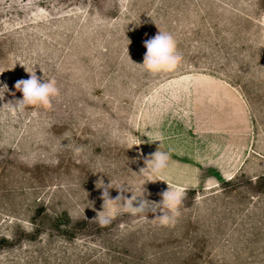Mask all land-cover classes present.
Here are the masks:
<instances>
[{
  "label": "rangeland",
  "instance_id": "1",
  "mask_svg": "<svg viewBox=\"0 0 264 264\" xmlns=\"http://www.w3.org/2000/svg\"><path fill=\"white\" fill-rule=\"evenodd\" d=\"M157 26L182 61L153 74ZM27 71L60 95L12 116ZM4 86L0 264H264V0H0ZM100 180L153 202L180 186L181 214L102 227Z\"/></svg>",
  "mask_w": 264,
  "mask_h": 264
},
{
  "label": "clouds",
  "instance_id": "2",
  "mask_svg": "<svg viewBox=\"0 0 264 264\" xmlns=\"http://www.w3.org/2000/svg\"><path fill=\"white\" fill-rule=\"evenodd\" d=\"M158 27V26H157ZM146 52L143 63L139 64L149 73H161L175 69L182 61V55L178 51L177 40L171 32L158 27L157 34L144 41ZM28 79H20L15 83V89L22 93V99L15 100L16 103L10 109L11 115L22 113L29 107L51 109L52 101L59 97L60 89L55 78L45 79L38 77L35 71H27ZM0 87V88H5ZM162 142V137L158 140ZM159 143V145H160ZM81 149L77 148L79 153ZM171 156L169 152L158 150L144 159V167L140 168L138 175H143L153 180L159 178L169 168ZM159 179H156L157 181ZM97 188L101 189L102 210L97 212L95 220L100 226H107L112 220L123 213L130 215H148L151 212L154 219L162 226L175 224L180 216V207L185 198V190L180 187H172L160 193L159 202L145 199L144 192L136 195L128 186L123 184L114 185L110 180L105 184L103 180L97 182ZM115 189L118 195L110 196V190ZM131 192L130 198L125 193Z\"/></svg>",
  "mask_w": 264,
  "mask_h": 264
}]
</instances>
